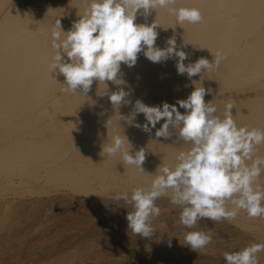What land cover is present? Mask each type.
<instances>
[{"label": "bare ground", "instance_id": "6f19581e", "mask_svg": "<svg viewBox=\"0 0 264 264\" xmlns=\"http://www.w3.org/2000/svg\"><path fill=\"white\" fill-rule=\"evenodd\" d=\"M89 3L90 0H0V195L17 188L18 194L35 195L32 201H41L39 196H43L45 201H55L50 204L56 206L61 201L59 196L92 194L99 203L97 195H107L111 189L149 186L160 174V167L174 168L178 154L191 145L183 144L175 135L157 138L155 132L163 120L150 133L134 126L147 123L143 114H138L133 124L118 121V115L132 112L137 100L148 106L175 104L183 114L185 109L177 101L187 99L195 87L202 86L206 90L205 102H212L221 118L225 105L231 103L238 126L264 130V0H176L174 7L199 9L203 19L197 24L178 25L163 8L152 10L147 18L137 14L135 23L157 24L155 47L167 48V41L174 37L176 50L187 54L185 65L200 58L212 62L220 51L223 59L219 66L189 79L187 74H178V57L154 63L141 51L134 66L121 63L118 78L124 84L94 80L90 91L82 95L80 89L76 93L66 89L65 78L58 71L50 72L55 55L51 31L57 20L63 31H69ZM106 89L109 93L123 89L129 93L126 100L130 103L114 106L108 95H101ZM115 135L126 137L129 144L125 141L124 149L132 154L145 150L144 173L125 165L120 153L111 157L102 154L103 145L111 144ZM257 154L264 157V145ZM258 183L264 190V175ZM171 195L169 190L168 195L156 201L157 206L180 208L171 203ZM204 219L207 225L212 221ZM12 221L14 218L8 216L7 222ZM232 221L246 230L224 228L230 237L244 242L254 237L264 242V217L250 218L241 210ZM258 259L264 263V252L258 254Z\"/></svg>", "mask_w": 264, "mask_h": 264}, {"label": "clouds", "instance_id": "9594fccd", "mask_svg": "<svg viewBox=\"0 0 264 264\" xmlns=\"http://www.w3.org/2000/svg\"><path fill=\"white\" fill-rule=\"evenodd\" d=\"M175 3L176 0H90L84 14L69 31L62 30L59 20L53 25L51 47L55 55L49 65L50 72L58 71L64 76L66 89L73 93L80 89L85 95L94 80L124 84L118 78L121 63L134 66L141 51L154 63L178 57V74H187L189 79L213 71L223 59L222 52L217 51L212 62L200 58L185 65L187 54L176 50L174 37L167 41V48L160 49L155 47L157 24L135 23L137 14L147 18L158 8L167 9L178 25L202 22L199 9L177 8L173 6ZM205 94L204 87H195L187 99L177 101L185 109L183 114L175 104L148 106L137 100L129 115H118V121L133 124L137 115L143 114L147 123L134 126L147 133L163 120L155 132L157 138L169 139L175 135L183 144L191 145L178 154L174 168L160 167V174L149 186H137L130 195L119 193L112 197L131 207L126 220L133 234L152 236L153 218L161 211L156 201L168 195L169 190L171 203L181 208L179 220L186 229L195 228L204 218L216 222L233 220L241 210L250 218L264 217V190L258 183L264 175V157L257 154L264 145V130L238 126L231 103L225 105L221 118L217 107L205 102ZM101 95H108L116 107L130 103L126 100L129 93L123 89L111 93L106 89ZM125 141L124 135L113 136L111 144L103 145L102 154L111 157L120 153L125 165L144 173L145 150L141 148L132 154L124 149ZM184 240L191 250L198 252L211 243L212 237L210 231H187ZM260 252H264V244L252 243L223 256L225 264H259Z\"/></svg>", "mask_w": 264, "mask_h": 264}, {"label": "rangeland", "instance_id": "374dc122", "mask_svg": "<svg viewBox=\"0 0 264 264\" xmlns=\"http://www.w3.org/2000/svg\"><path fill=\"white\" fill-rule=\"evenodd\" d=\"M136 187L134 186L131 189L130 187L128 189H120L119 187L111 189L107 195L98 194L99 203L93 200L92 194L85 196L79 193L73 194L77 197L76 199H73L75 197H69V195L59 196L61 201L56 203V206L50 204L52 199L45 201L43 196H39L41 200H38L39 203H37L38 201H32L37 198L35 195L18 194L17 188H15L16 191L13 189V191L7 192L8 194L0 195V264H225L223 256L225 252L239 251L256 241L254 237L251 242L248 239L244 242L241 239L238 241L237 238H232L233 236L230 237V234L226 233L224 228L227 229L232 226L238 230H246L232 220L210 221L209 224L213 222L210 226L203 219L195 226L197 228L186 229L179 220L181 208L174 207L171 209L160 208V215L153 218L152 221L155 232L151 237L145 238L133 234L128 228V221L126 220L128 211L132 210L131 207L123 201H115L112 197L119 193L130 195ZM85 198L89 199L90 202ZM52 203H55V201H52ZM14 205H17V209L12 211ZM34 208L37 209L34 210ZM8 216L13 217L14 221L8 223ZM50 217H53V219L51 220ZM15 223L16 225H14ZM224 223H229V225ZM187 231H206L205 233L210 231L213 242L211 241L212 243L203 250L193 251L185 244L184 235ZM114 236H118V239H114ZM162 239H165V241ZM259 241L257 240L255 243H264ZM219 246L221 247L220 250ZM259 264L264 263L259 262Z\"/></svg>", "mask_w": 264, "mask_h": 264}]
</instances>
